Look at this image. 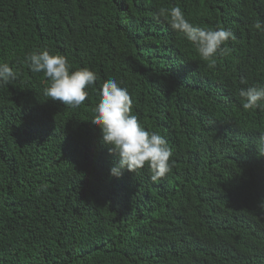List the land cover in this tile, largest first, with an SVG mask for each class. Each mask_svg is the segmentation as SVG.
Returning a JSON list of instances; mask_svg holds the SVG:
<instances>
[{
	"label": "trees",
	"instance_id": "obj_1",
	"mask_svg": "<svg viewBox=\"0 0 264 264\" xmlns=\"http://www.w3.org/2000/svg\"><path fill=\"white\" fill-rule=\"evenodd\" d=\"M174 8L230 30L225 51L203 60ZM45 49L96 74L80 107L44 95L26 56ZM2 64L0 264H264V104L239 96L264 86V0H0ZM108 79L168 141L159 182L110 176L118 158L90 122Z\"/></svg>",
	"mask_w": 264,
	"mask_h": 264
},
{
	"label": "clouds",
	"instance_id": "obj_2",
	"mask_svg": "<svg viewBox=\"0 0 264 264\" xmlns=\"http://www.w3.org/2000/svg\"><path fill=\"white\" fill-rule=\"evenodd\" d=\"M171 24L195 46L203 60H211L218 53H223L225 49L222 45L232 37L231 31L224 28L212 30L194 26L184 19L179 8L172 9ZM255 27L262 29L260 23ZM26 62L32 72H42L49 79L44 95L52 102H60L71 108L83 104L88 97L86 88H92L97 79L96 74L88 68L70 70L66 57L51 55L46 49L29 54ZM14 79L15 74L10 66L0 65V86ZM239 96L244 100V110L259 109L264 104V86L241 88ZM99 97L90 122L100 130L102 144L118 158L110 168V176L118 179L124 171L136 173L147 167L150 180L159 182L172 170L170 158L173 153L166 138L146 130L140 124L138 117L132 114L133 101L128 89L121 87L115 79L103 83ZM259 144L260 156L264 157V135L259 137ZM258 209L264 213V200L258 204Z\"/></svg>",
	"mask_w": 264,
	"mask_h": 264
}]
</instances>
